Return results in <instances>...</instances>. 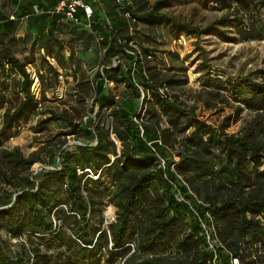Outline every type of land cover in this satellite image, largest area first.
I'll return each mask as SVG.
<instances>
[{"label": "trees", "instance_id": "obj_1", "mask_svg": "<svg viewBox=\"0 0 264 264\" xmlns=\"http://www.w3.org/2000/svg\"><path fill=\"white\" fill-rule=\"evenodd\" d=\"M85 1L93 16L86 20L79 12L81 23L76 24L52 14L59 0H37L54 17L40 45L50 55L56 48L60 53L70 50L71 76L78 86L75 96L82 101L91 93L96 96L100 122L80 126L64 110L49 111L39 125L63 121L69 128L64 134L95 136L96 144L76 145L73 152L60 144L55 152L48 141L49 163L58 155V166L36 175L32 168L44 161L40 154L46 146L28 156L20 148L0 146V241L5 232L9 239L25 237L31 245L26 250L22 244L23 251L13 260L0 245V264H102L104 260L109 264L123 260L124 264H233V259L239 264H264V76L231 80L204 69L199 96L204 108L232 111L215 127L199 118L195 105L172 96L169 91L187 85V79L160 76L151 67L152 52L142 49L145 54L141 53L138 37L139 25L152 30L167 25L197 34H223L217 26L233 25L244 41L264 40V24L254 0H227L229 13L203 32L178 25L163 12L173 0ZM233 1L238 2L236 8ZM30 3L24 0L22 5ZM12 25L6 22L5 30ZM57 31H66L70 38H59ZM95 39L105 50L106 63L112 65L118 53L128 61L115 69L101 66L98 78L124 82L133 98L143 99V113L133 110L130 98L117 101L96 82L83 76L78 80L81 64L74 59L76 45L88 50L87 44ZM12 40L0 26L1 141L10 130L29 122L48 100L46 90L60 82L53 65H49L50 81L45 73H38L45 86L39 99L33 92L36 82L29 63L15 55L9 45ZM201 67L207 68V62ZM11 74L19 78L15 89L6 84ZM240 119V131L230 133L232 123ZM105 174L112 186L104 181ZM56 187H65L64 198L56 200ZM104 195L118 211L107 228L99 204ZM62 204L67 210L60 211ZM61 213L73 224L62 223ZM98 218L100 224H93ZM213 240L218 241L214 249ZM45 241L50 248L66 249V260L53 261L51 255L42 254L35 243ZM133 241L140 253L124 259ZM167 251L177 260L161 261L159 255Z\"/></svg>", "mask_w": 264, "mask_h": 264}, {"label": "rangeland", "instance_id": "obj_2", "mask_svg": "<svg viewBox=\"0 0 264 264\" xmlns=\"http://www.w3.org/2000/svg\"><path fill=\"white\" fill-rule=\"evenodd\" d=\"M23 1L0 0V26L2 33H9V38L13 39L10 44L8 43L11 49L22 62L26 60L29 63V72L36 82L33 86V92L39 99H41L42 89L45 86L37 79L38 73H45L46 81H50L49 65H53L60 73V82L56 88L46 90V98L48 100L43 102L39 111L34 114L29 122L22 124L21 127L15 130H10L9 135L3 137V141L0 138V146L7 149L20 148L25 156L37 152L46 146L47 150L40 154L44 161L35 163L32 168L33 175H36L42 172L43 169L52 170L58 166V155H56L53 164L49 163L50 155L48 151H50V148H48L47 144L50 145V143H47L48 141L51 142L52 147L56 148H54L55 152H58L60 147L73 152L76 149V145L89 144L92 146L96 144L95 136L82 137L78 134L70 136L64 134L69 132V128H66L63 121H52L41 127L39 122L50 116L49 111L58 113L66 110L74 118V122L80 126L86 123L91 127L96 126L100 122V109L94 103L96 99L94 94L91 93L86 101L78 100L79 98L75 96L78 86L76 80L71 76L74 70H72V64L70 63V50L66 48L60 53L56 48L53 55H50L48 48L40 45L41 40L47 37L48 30L54 20V17L48 13V8L40 7L37 0H25L26 2H31L30 6L27 4L22 5ZM254 2L259 9V18L264 24V0H254ZM229 3L227 0H173L169 7L163 9V12L172 17L178 25H188L191 29L203 32L229 13L227 7ZM237 3L233 1V8H236ZM8 21L13 22V25L9 30H5L4 25L6 26ZM217 27H221L223 34H218L215 31L197 34L186 32L183 28L167 25H161L156 30L149 29L144 25H139L138 27L139 45L142 47L141 53L145 54L142 49L152 52V56L149 58L151 67L160 76L175 75L188 81L187 85L179 86L174 88L173 91H169L172 96L178 95L181 101L188 105H195L199 118L215 127L222 124L224 117L232 111L227 108H224L223 112L204 108L199 96L203 89L201 80L205 70L212 76L231 80L248 77L260 80L264 76V40L244 41L235 33L236 27L233 25H220ZM65 32L57 31L56 34L59 38H70V35ZM226 36H229L230 39H227ZM181 37L187 41L188 46L180 44L179 39ZM80 45H76L77 49L74 56V59L81 64L78 80L83 76L85 79L96 82L98 86H102L106 94L109 92L116 96L117 101H121L123 98H130L129 105L132 106L133 110L137 113L140 110L142 112L143 99L133 98L131 90L124 82L118 84L113 80L107 79L105 81L98 78L101 66L108 65L111 67L110 69H115L118 66L122 67L128 64L126 57L118 53L112 57L111 61L113 64L110 65L105 62V50L99 47L96 39L87 44L88 50L83 49ZM205 62H207L208 67H201ZM18 80V76L11 74L6 80V84L8 87L15 89V84ZM107 113L110 114L111 112L108 110ZM242 123V119L237 123H232L229 132L238 133ZM1 125L2 117L0 118V128ZM60 144L61 146L59 147ZM96 177L93 176V179L96 180ZM103 179L108 186H112L113 183L107 174L104 175ZM56 190V200L65 197V187H56ZM99 200L105 218L110 212H114L116 216L118 215L117 208L108 195H104ZM61 209L63 211L67 210L63 204L60 207V211ZM59 219L58 217L56 218L58 224H61L60 220H62V223L63 220H66L63 217V213H61V219ZM66 221H68L69 225L73 224L72 220ZM94 223L99 225V218L94 219ZM66 229L67 233L70 234L71 230ZM1 239L3 241H0V245H2L12 260L23 251L24 247H22V244L15 242L13 238L12 240L9 239V235L5 232L1 233ZM35 244H39L42 254L51 255L53 261H65L68 257L69 253H66V249L56 248L57 246L50 248L47 245V241ZM133 244L134 247L131 246L130 253L124 259L134 252L140 253L136 242L133 241ZM25 247H27V250L28 247L31 248V245L28 246L27 244ZM26 250L25 252H27ZM144 256L149 257L148 254ZM159 257H161L160 259L163 262H172L177 260L178 256L167 251L162 252ZM124 262L123 260L115 264ZM102 264L109 263L104 260Z\"/></svg>", "mask_w": 264, "mask_h": 264}, {"label": "built area", "instance_id": "obj_3", "mask_svg": "<svg viewBox=\"0 0 264 264\" xmlns=\"http://www.w3.org/2000/svg\"><path fill=\"white\" fill-rule=\"evenodd\" d=\"M96 1L98 2L99 0H96ZM117 2L119 4H121L124 2V0H117ZM79 12H82V14L84 15L86 20H90L93 16L92 7L89 4H87L85 0H59L58 4L55 7V10L52 12V14L57 13V14L63 15L67 21L79 24V23H81V19L78 15ZM89 26H90V22L88 23L87 27H89ZM179 42L182 45L188 46L187 41L183 37H181V39H179ZM164 164H165V162L163 161L162 165H164ZM53 169H55V168H53ZM86 171H89V170L87 169ZM116 217L117 216L114 212H110V214H108L106 217L105 227L107 228L108 225L115 222ZM12 238H11V240H12ZM208 239L210 241V235L208 236ZM13 240L15 242H20L21 244L27 245L25 237L13 238ZM217 242L218 241L213 240L210 247L212 249H214V246L217 245ZM131 246L134 247V244H131ZM30 264H33V263L30 262ZM122 264H124V263H122ZM233 264H239V260L233 259Z\"/></svg>", "mask_w": 264, "mask_h": 264}]
</instances>
